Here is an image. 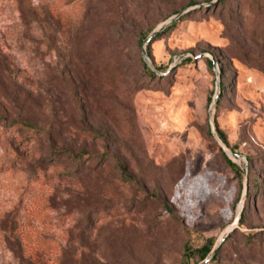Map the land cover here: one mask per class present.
I'll return each instance as SVG.
<instances>
[{
  "label": "rangeland",
  "instance_id": "374dc122",
  "mask_svg": "<svg viewBox=\"0 0 264 264\" xmlns=\"http://www.w3.org/2000/svg\"><path fill=\"white\" fill-rule=\"evenodd\" d=\"M210 238L264 264V0H0V264H202Z\"/></svg>",
  "mask_w": 264,
  "mask_h": 264
},
{
  "label": "trees",
  "instance_id": "16d2710c",
  "mask_svg": "<svg viewBox=\"0 0 264 264\" xmlns=\"http://www.w3.org/2000/svg\"><path fill=\"white\" fill-rule=\"evenodd\" d=\"M221 1H223V0H221ZM176 25V22L174 23V22H172L163 32H166L167 30H170V29H172L174 26ZM148 54H149V52H147ZM216 60V59H215ZM217 61V60H216ZM206 63L208 64V65H213V63H212V61L211 60H206ZM218 63V62H217ZM222 88V86H220V89ZM216 132H217V134H218V136H219V138L221 139V141L222 142H224L226 145H227V143H226V139H225V136H224V134L222 133V132H220L218 129H216ZM74 158H81V160H83V161H85V160H87L88 158H89V156H87L85 153H79V154H75V155H72ZM225 160L227 161V163L229 164V165H232V166H234L235 167V165L234 164H232L231 162H230V160L226 157L225 158ZM240 176H242L241 174H240ZM249 188L251 189V185L249 186ZM243 218H244V212H242L241 213V216H240V219H239V222H238V225L239 226H242L243 225ZM228 238V237H227ZM226 238V239H227ZM226 239H224L220 244H219V246L218 247H216L215 249H214V240L212 239V238H210V239H208L207 240V242L203 245V246H201V247H199V248H196V249H194V250H192V248H190L189 246H186L185 247V254L186 255H190V256H193V255H197L198 256V260L199 261H204V260H206V258L209 256V255H211V258H209V261H207L205 264H208L209 262H214V261H216V258H217V255L219 254V251H220V248H221V246L224 244V242L226 241ZM214 250V253H213V255H212V251Z\"/></svg>",
  "mask_w": 264,
  "mask_h": 264
},
{
  "label": "water",
  "instance_id": "95a60500",
  "mask_svg": "<svg viewBox=\"0 0 264 264\" xmlns=\"http://www.w3.org/2000/svg\"><path fill=\"white\" fill-rule=\"evenodd\" d=\"M180 15H181V14H178L177 16L172 17L167 23H170L171 21L177 19L178 17H180ZM156 32H158V31H156ZM143 53H144V55H146L145 49H144V52H143ZM210 60H211L212 63H213V68H214L215 72H219V67H218V64H217L215 58H214V57H211ZM216 86H217V89L219 90V89H220L219 81H217ZM217 98H218V94H216V95L214 96L213 100H212L211 109H214V107H215V105H216ZM212 132H213V134H214L213 129H212ZM217 139H218L220 145L222 146V148L226 149V147H225V145L222 143V141H221L218 137H217ZM227 152H230V151L227 150ZM244 180H246V175L244 176ZM246 192H247V187H245V192H244V196H243V197L246 196ZM240 216H241V208L239 207V209H238V213H237V216H236L235 221H234V224H235V225L238 224L239 219H240ZM222 241H223V239H221V240L219 241V243H218V245H217L216 247H218L219 244H220ZM214 249H215V248H214ZM213 253H214V250L212 251V255H213ZM207 261H209V259L204 260V261L202 262V264H205Z\"/></svg>",
  "mask_w": 264,
  "mask_h": 264
}]
</instances>
